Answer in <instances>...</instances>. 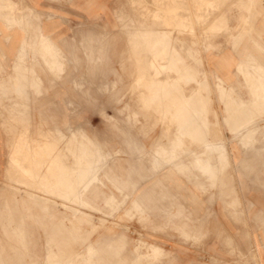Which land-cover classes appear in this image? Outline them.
Segmentation results:
<instances>
[{
    "label": "rangeland",
    "instance_id": "rangeland-1",
    "mask_svg": "<svg viewBox=\"0 0 264 264\" xmlns=\"http://www.w3.org/2000/svg\"><path fill=\"white\" fill-rule=\"evenodd\" d=\"M159 2H116L112 15L115 24L112 25H106V17L103 20L102 16L85 20L77 17L73 22L69 19L68 22H72L69 40L56 43L63 50V69H56V73L50 70L42 59L39 60L40 56H34L32 49L35 78H31V83L24 89L25 96L18 97L11 90V97L0 96V216L11 215V218L8 216L10 221L17 219L21 211L10 210L17 203L25 207L22 208L25 214L35 215L27 217L24 231L19 234L20 239L23 238L19 245L30 255L40 253L41 264L44 253L51 256L48 258L51 263L60 260L59 255L54 257L51 246L41 244L45 221L49 222L48 230L53 232L54 219L45 217L40 205L44 203L42 198H38L40 204L29 197L16 202L11 195V185L22 188L24 194L31 190L32 194H46L45 197L58 201H63L62 197L66 195H78L81 200L86 195L100 194L97 199L102 203L103 194H106L104 211L85 202H48V214L56 213L60 207L88 211L95 217L105 218L106 228L123 226L129 238L142 237V230L163 231L166 224L159 227L150 217L152 211L158 213L156 207L147 209V220L141 219L138 212L133 215L134 186L131 183H137V193L151 192L150 200L144 197V201L148 206H156L159 198L166 200L167 195L182 193L174 189L184 187L173 183L189 181L194 176L173 171L169 165L156 172L151 158L141 156V150L166 147L167 143L175 151L202 145L200 141L209 130L200 135L204 125L200 118L209 114L204 106L208 101L209 107L216 110V114H209V119L217 121L216 125H211L209 137L218 135L223 139L222 143L211 146L226 145L229 154L232 145L229 120L235 115V123L237 114L248 112L246 104L231 105L234 93L230 75L224 71L230 68L232 44L241 60L245 54L243 47L247 43H258L261 34L255 23L264 17V0ZM232 21L239 24L231 25ZM237 61V57L234 58V62ZM240 63L244 64L238 65L239 86L236 82L235 87H239L238 93L245 96L248 93L245 79L250 82L258 102V107L251 113L257 119L264 114V74H259L262 66L252 57ZM5 77L0 74L1 79ZM242 77L244 81H241ZM16 102H21L18 105L21 112H11ZM248 127L257 133H252L253 137L245 141H252L251 145L264 144V129L259 127L258 130L256 121L240 125L234 132L245 131ZM72 131L73 138H69ZM29 139H32L29 155L14 153L15 161L10 163L13 170L9 172L11 151ZM233 142L236 146L237 138ZM155 151L165 152L166 148ZM155 156L166 161V155ZM228 156L230 160V154ZM229 162L221 175L226 176L229 172ZM24 165L31 168L29 172L24 171ZM141 174L153 177L142 179ZM22 175L27 177L24 178L25 185L14 179L22 178ZM126 179L130 181L126 183ZM205 179L208 182L204 189L206 193L216 189L221 192L223 186H210L209 180ZM225 188L229 192V184L224 185V192ZM29 206L32 208L26 209ZM84 221L80 219V222ZM166 226L172 228L170 223ZM0 235H3L1 225ZM141 248L144 249L143 244ZM155 252L157 254V250Z\"/></svg>",
    "mask_w": 264,
    "mask_h": 264
},
{
    "label": "crops",
    "instance_id": "crops-1",
    "mask_svg": "<svg viewBox=\"0 0 264 264\" xmlns=\"http://www.w3.org/2000/svg\"><path fill=\"white\" fill-rule=\"evenodd\" d=\"M121 1L0 0V74L6 75L5 79L0 78V96L11 97L10 90L18 97L25 96L24 89L28 86L31 78H35L30 54L32 49L35 51L34 56H40L39 60L42 59L50 70H55V73L56 69L62 70L64 54L56 43L69 40V28L73 20L77 17L85 20L102 16L103 20L106 17V25L115 24L112 15L116 2L121 3ZM153 1L160 3V0ZM6 5L8 6L5 7ZM108 15L109 17H107ZM69 19L72 22H68ZM234 21L230 24H239ZM255 26L258 27V33L261 34V37L257 38L258 43H247L243 47L245 54L241 60H239L238 52L232 44L230 46V68L224 71L225 74L229 73L230 75L231 88L234 93L231 105L246 104L249 108V113H242L244 116L236 115L235 124H233L235 115L229 120L232 138L229 150L230 160L226 145L225 147L211 146L213 143H222L223 139L218 135L214 138L209 137L211 125H216L217 121L211 122L209 119V114H216V110L209 107L208 101L204 106L207 107L206 110L209 114L200 118V122L204 124L199 131L200 135L206 129L209 130L208 134L202 137L204 139L200 141L202 145L190 150L184 148L182 151H175L167 143L166 147L156 148L157 150L166 148L165 152H156V149L141 150L143 153L141 156L151 158L156 172L169 165L173 171L188 177L194 176L189 181L184 179L183 182L173 183L184 187L174 189L176 192L182 191V193L167 195L166 200L159 198L156 206H148V202L144 201V197H148L150 200L151 192L137 193V183H131L134 186L133 215L138 212L141 219L147 220V209L150 207L151 210H154L156 207L159 210L158 213L154 214L152 211L150 217L154 218L157 226L170 223L172 228L164 225L165 230L159 232H144L140 228L142 237L129 238L123 231V226L106 228L105 218L95 217L88 211L60 207L56 213L48 214V202L60 204L85 202L94 204V209L104 211L106 194H103L102 203L97 199L100 194L86 195L81 200L78 195H66L62 197L63 201H58L45 197L46 194H32L31 190L25 191L26 194H24L22 188L10 186L11 195L16 202L29 197L40 204L38 198L44 199L43 205H40L45 211V217L54 219L53 232L48 230L49 222L45 221V236H42L41 244L51 246L50 249L55 251L54 257L59 255L60 260L51 263L48 260L51 256L44 253L43 264H142L145 262L148 264H264V144L251 145L252 141H245L248 137L252 138V133L256 132L252 127H248L245 131L234 132V129H238L240 125H248L254 121H256L258 130L259 127L264 129V114L254 119L251 113V110L254 113L258 107V102L251 91L250 82H246L245 79L244 85L248 90L245 96L238 93L239 87H235L236 82L237 85L239 83L238 65L244 64L240 61H249L252 57L257 64L262 66L259 74H264V17L256 22ZM236 57L237 63L234 62ZM242 80L244 81L243 77ZM20 103L16 102L11 112H21L18 107ZM240 116L243 117L240 118ZM224 120L227 122L226 116ZM73 133L74 131L71 132L69 138H73ZM235 138H237L236 146L233 142ZM31 140H27L23 145H17L11 151L8 160L9 172L12 170L10 163L15 161L12 158L13 154L29 155ZM161 144H164L163 141ZM141 146L144 147V143H141ZM144 152L148 154L145 155ZM156 154L166 155V161L156 157ZM228 162L230 164L229 172L223 176L221 172ZM23 169L30 171L29 166L28 168L24 166ZM200 176L207 178L210 186H223L221 192L216 189L212 193H206L204 189H207L208 182L205 178L201 179ZM152 177L141 174L142 179H151ZM10 178L12 179V175ZM24 178L27 177L23 176L15 180L25 185ZM127 181L130 179H126V183H128ZM169 184L166 183V185ZM228 184L230 190L226 192L225 188L224 192V185L228 186ZM31 186H35V184H31ZM196 186L203 189H196ZM5 207L8 208V205ZM13 208L21 211L17 219L10 221L8 216L11 218V215L0 216L3 234L0 235V264H41L40 253L30 255L24 252V249L19 245L23 240V238L20 239L19 234L24 231L27 217L32 218L35 215L25 214L22 211V208L25 207L18 203L10 210ZM31 208L29 206L26 209ZM80 219H85V221L80 222ZM178 232L183 236H180ZM141 244L145 247L144 249L141 248ZM145 249H150V251ZM156 250L157 254L154 252ZM148 253L150 256L146 257Z\"/></svg>",
    "mask_w": 264,
    "mask_h": 264
},
{
    "label": "bare ground",
    "instance_id": "bare-ground-1",
    "mask_svg": "<svg viewBox=\"0 0 264 264\" xmlns=\"http://www.w3.org/2000/svg\"><path fill=\"white\" fill-rule=\"evenodd\" d=\"M2 1V0H1ZM253 2V1H252ZM181 3V2H180ZM143 4V3H142ZM5 5V4H4ZM8 5H6L5 7H7ZM209 11V10H208ZM211 11V10H210ZM10 12H11V10H10ZM175 12V11H174ZM3 13V12H2ZM121 13V12H120ZM8 14V13H7ZM161 14V13H160ZM200 14V13H199ZM202 15V14H201ZM147 16V15H146ZM179 16V15H178ZM251 16V15H250ZM137 17V16H136ZM155 17H157V16H155ZM11 18V17H10ZM139 18V17H138ZM146 19V18H145ZM159 19H161L160 17H159ZM13 20V19H12ZM178 20V19H177ZM11 21V20H10ZM166 23V22H165ZM185 28V27H184ZM206 29V28H205ZM156 32V31H155ZM161 39V38H160ZM165 39V38H164ZM161 41V40H160ZM166 41V40H165ZM164 43H166V42H164ZM160 46V45H159ZM163 47V46H162ZM162 47H161V49H162ZM164 47H165V45H164ZM157 48V47H156ZM168 49H170V47L169 48H167V51H168ZM160 50V49H159ZM163 50V49H162ZM166 51V52H167ZM151 52V51H150ZM165 52V51H164ZM164 54V53H163ZM150 56V55H149ZM171 56V55H170ZM55 57V56H54ZM164 57V56H163ZM151 59V58H150ZM154 59H155V57H154ZM180 59V58H179ZM152 61V60H151ZM18 65V64H17ZM164 67V66H163ZM19 68V67H18ZM152 69V68H151ZM178 69V68H177ZM180 70V69H179ZM172 72V71H171ZM177 72V71H176ZM190 72V71H189ZM158 72H156V74H157ZM160 73V72H159ZM158 73V74H159ZM142 74V73H141ZM162 74V73H161ZM185 77H187V76H185ZM14 79H16V78H14ZM12 80V79H11ZM145 80V79H144ZM188 80V79H187ZM14 81V80H13ZM173 81V80H172ZM190 81V80H189ZM196 81V80H195ZM12 82V81H11ZM151 82V81H150ZM152 83H155V82H152ZM163 83V82H162ZM176 83V82H175ZM9 84V83H8ZM159 84H160V82H159ZM151 85V84H150ZM168 85V84H167ZM2 86V85H1ZM154 86V85H153ZM166 86V85H165ZM173 86H174V83H173ZM178 86V85H177ZM4 87V86H3ZM139 88V87H138ZM149 88V87H148ZM162 88V87H161ZM174 88V87H173ZM141 89V88H140ZM151 89V88H150ZM167 89H169V88H167ZM171 90H172V88H170ZM41 91V90H40ZM168 91V90H167ZM178 94H180V93H178ZM146 97V96H145ZM162 97V96H161ZM147 98V97H146ZM150 98V97H149ZM165 98V97H164ZM152 99V98H151ZM152 101V100H151ZM178 101V100H177ZM154 102V101H153ZM201 106V105H200ZM154 107V106H153ZM239 107V106H238ZM160 108V107H159ZM165 109V108H164ZM174 109V108H173ZM183 109V108H182ZM178 111V110H177ZM249 113V112H248ZM3 114V113H2ZM172 114V113H171ZM166 116V115H165ZM200 116V115H199ZM179 118V117H178ZM175 119V118H174ZM15 120V119H14ZM187 123V122H186ZM233 124H235V123H233ZM188 131H189V129H188ZM204 131V130H203ZM188 135V134H187ZM198 135V134H197ZM26 139V138H25ZM198 139V138H197ZM18 141V140H17ZM48 141V140H47ZM22 142V141H21ZM49 144V143H48ZM46 146V145H45ZM53 146V145H52ZM174 147V146H173ZM19 148V147H18ZM213 150V149H212ZM15 151V150H14ZM27 151V150H26ZM51 155V154H50ZM160 155V154H159ZM198 156V155H197ZM17 157V156H16ZM200 157V156H199ZM83 158V157H82ZM94 158V157H93ZM27 159H29V157L27 158ZM199 159V158H198ZM41 160V159H40ZM25 161V160H24ZM83 161V160H82ZM226 161H227V159H226ZM29 162H31V161H29ZM57 162V161H56ZM96 162V161H95ZM159 162V161H158ZM207 162V161H206ZM19 163V162H18ZM17 163V164H18ZM210 163H212V162H210ZM20 164V163H19ZM36 165V164H35ZM25 166V165H24ZM38 166V165H37ZM22 167V166H21ZM49 167V166H48ZM28 168V167H27ZM31 169V168H30ZM53 169V168H52ZM13 170V169H12ZM50 170H51V168H50ZM55 170V169H54ZM103 170V169H102ZM64 171V170H63ZM70 171V170H69ZM84 171V170H83ZM11 172V171H10ZM56 172V171H55ZM19 173V172H18ZM21 173V172H20ZM49 173V172H48ZM54 173V172H53ZM31 174V173H30ZM209 174H211V173H209ZM25 175V174H24ZM23 176V175H22ZM56 176V175H55ZM71 176V175H70ZM14 179H16V178H14ZM31 182V181H30ZM56 189V188H55ZM45 192V191H44ZM74 195V194H73ZM80 204V203H79ZM43 205V204H42ZM145 248V247H144ZM145 250H147V251H150V249H145ZM155 252V251H154ZM159 252V251H158ZM152 253V252H151ZM149 254V253H148ZM155 254H156V252H155ZM50 256V255H49ZM149 256H150V254H149ZM147 257V256H146ZM143 258H144V256H143ZM153 258V257H152ZM154 259V258H153Z\"/></svg>",
    "mask_w": 264,
    "mask_h": 264
}]
</instances>
